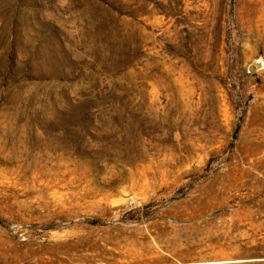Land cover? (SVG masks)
Segmentation results:
<instances>
[{"label": "rangeland", "instance_id": "obj_1", "mask_svg": "<svg viewBox=\"0 0 264 264\" xmlns=\"http://www.w3.org/2000/svg\"><path fill=\"white\" fill-rule=\"evenodd\" d=\"M264 0H0V264H264Z\"/></svg>", "mask_w": 264, "mask_h": 264}, {"label": "water", "instance_id": "obj_2", "mask_svg": "<svg viewBox=\"0 0 264 264\" xmlns=\"http://www.w3.org/2000/svg\"><path fill=\"white\" fill-rule=\"evenodd\" d=\"M250 260H264V258H260V259H250Z\"/></svg>", "mask_w": 264, "mask_h": 264}, {"label": "trees", "instance_id": "obj_3", "mask_svg": "<svg viewBox=\"0 0 264 264\" xmlns=\"http://www.w3.org/2000/svg\"><path fill=\"white\" fill-rule=\"evenodd\" d=\"M259 257H264V256H259Z\"/></svg>", "mask_w": 264, "mask_h": 264}]
</instances>
